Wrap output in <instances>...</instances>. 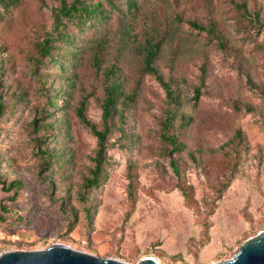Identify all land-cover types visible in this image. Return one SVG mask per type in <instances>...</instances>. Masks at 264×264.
<instances>
[{"label":"rangeland","instance_id":"374dc122","mask_svg":"<svg viewBox=\"0 0 264 264\" xmlns=\"http://www.w3.org/2000/svg\"><path fill=\"white\" fill-rule=\"evenodd\" d=\"M83 1L103 4L101 21L58 20L59 0L0 3V252L61 244L127 264L233 259L264 232V0ZM59 22L70 44L56 40V62L41 60L37 45ZM147 31L166 38L155 65L192 118L168 133L181 152L162 139L171 108L143 69ZM114 83L102 179L84 191L98 143L78 111L101 129Z\"/></svg>","mask_w":264,"mask_h":264},{"label":"trees","instance_id":"16d2710c","mask_svg":"<svg viewBox=\"0 0 264 264\" xmlns=\"http://www.w3.org/2000/svg\"><path fill=\"white\" fill-rule=\"evenodd\" d=\"M108 1L111 2V0ZM2 2H4V0H0V3ZM231 2L234 3V1ZM130 3L132 7H136V3L134 2H130ZM235 6L240 10H243L245 14L249 15L248 7L245 3L235 4ZM104 13H105V8L103 7V4L101 2L87 3L83 0H74L72 3L69 4L67 0H59V7L57 9L56 18L58 20H62V19L73 20L82 26L91 22L101 21V19L104 17ZM249 17L251 19V22L253 23L254 21H257L256 17H258V15L254 13L253 16L249 15ZM189 25L199 31L206 30V28L203 25L195 21L189 22ZM61 27H62V23L59 22L56 26L58 30L57 37L55 38L47 37L42 42L38 43L37 47L40 53L41 60L46 58H51L53 63L56 62L55 60H53V56H52V52L55 48L54 42H56V40H60L65 44H70V40H69L70 35L67 32L64 33L63 31H59ZM208 31L212 32V29L210 28ZM145 36H146V40L140 48V54L143 58L144 72L153 75L161 83V85L164 87L166 91L167 102L171 108L166 113L165 121L163 124L164 132L162 133V139L166 143L172 146L173 152H181L183 151L184 148L183 144L178 140V137L176 135H170L168 133L170 132V130L175 128L176 123H178V128H182L189 125L192 122V118H188L187 116L177 111L179 104L181 102V97L175 93L171 84L164 81V78L159 74L158 69L155 65L156 59L159 57L162 48L165 45L166 38L161 37L159 34H157V31H153V32L147 31L145 33ZM1 68L2 65L0 63V71ZM120 95H121L120 84L114 83L113 85H107L105 87V98L102 104L103 115L101 121L102 122L101 129H97L96 126L91 125L86 120L82 111V107L78 111L79 118L81 119L83 124L86 127H88L90 132L95 135L98 143L96 154L93 159L94 166L90 170V177L85 179L82 185L84 191L97 188L98 184L102 179L104 165L106 162L105 156L107 151V137L110 133V127H111L109 121L113 117V114L117 112V106L119 103ZM200 97H201V88L197 87L194 90L193 101L195 103H198ZM56 101H61V100H54L53 102ZM3 110H4V105L0 103V118L3 115ZM236 138L238 140L242 139L241 132L237 133ZM46 153H48V151H45V154ZM0 164H1V159H0ZM171 165L173 166V169L177 173H179L178 164L174 160L171 161ZM11 182H12L11 185L12 187L21 186V181L19 178L14 179ZM0 184L2 185L5 184V181H3L1 177H0ZM89 210L90 207L86 208V212H88Z\"/></svg>","mask_w":264,"mask_h":264},{"label":"water","instance_id":"95a60500","mask_svg":"<svg viewBox=\"0 0 264 264\" xmlns=\"http://www.w3.org/2000/svg\"><path fill=\"white\" fill-rule=\"evenodd\" d=\"M0 264H127L116 259H103L55 244L43 251H9L0 257ZM140 264H158L146 258ZM218 264H264V232L243 243L239 253Z\"/></svg>","mask_w":264,"mask_h":264},{"label":"built area","instance_id":"2783aa9c","mask_svg":"<svg viewBox=\"0 0 264 264\" xmlns=\"http://www.w3.org/2000/svg\"><path fill=\"white\" fill-rule=\"evenodd\" d=\"M3 254H4V253H1V252H0V257H1Z\"/></svg>","mask_w":264,"mask_h":264}]
</instances>
